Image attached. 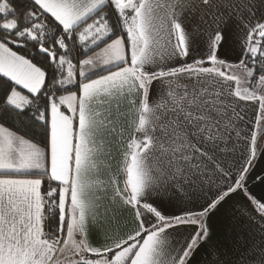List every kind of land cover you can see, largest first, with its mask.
Masks as SVG:
<instances>
[{
    "label": "snow or ice",
    "instance_id": "1",
    "mask_svg": "<svg viewBox=\"0 0 264 264\" xmlns=\"http://www.w3.org/2000/svg\"><path fill=\"white\" fill-rule=\"evenodd\" d=\"M260 141L264 0H0V264H264Z\"/></svg>",
    "mask_w": 264,
    "mask_h": 264
},
{
    "label": "crops",
    "instance_id": "2",
    "mask_svg": "<svg viewBox=\"0 0 264 264\" xmlns=\"http://www.w3.org/2000/svg\"><path fill=\"white\" fill-rule=\"evenodd\" d=\"M228 58L238 59L239 50L236 48L230 49ZM248 113L249 116L254 115L251 109L248 110ZM259 143L264 144V141ZM257 174H264V156H261L256 162L253 176ZM248 186L256 197L264 196V185L259 184L258 181L250 179ZM234 211L231 205H226L224 210L209 219V226L213 232L214 240L222 244L231 245L234 239L244 238L249 235L250 231H255L246 220L235 216ZM196 259L202 260L203 255H198Z\"/></svg>",
    "mask_w": 264,
    "mask_h": 264
},
{
    "label": "trees",
    "instance_id": "3",
    "mask_svg": "<svg viewBox=\"0 0 264 264\" xmlns=\"http://www.w3.org/2000/svg\"><path fill=\"white\" fill-rule=\"evenodd\" d=\"M22 2H23V0H13V3H14L17 7H19V6L22 4ZM37 139H39L41 142L43 141V137H42V136L37 137ZM41 146H43V144H42ZM45 187H46V185H45Z\"/></svg>",
    "mask_w": 264,
    "mask_h": 264
}]
</instances>
